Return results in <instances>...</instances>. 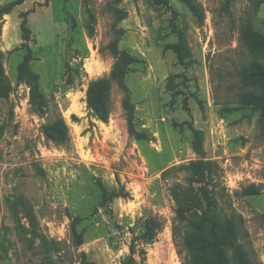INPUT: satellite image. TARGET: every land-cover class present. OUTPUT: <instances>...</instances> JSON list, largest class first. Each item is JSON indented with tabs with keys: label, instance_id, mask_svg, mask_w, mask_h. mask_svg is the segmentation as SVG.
<instances>
[{
	"label": "rangeland",
	"instance_id": "1",
	"mask_svg": "<svg viewBox=\"0 0 264 264\" xmlns=\"http://www.w3.org/2000/svg\"><path fill=\"white\" fill-rule=\"evenodd\" d=\"M112 1L20 0L0 19L11 84L0 100V264H42L16 195L30 200L40 229L60 242L55 264H80L82 252L96 264H124L132 245L134 264H184L172 230L171 188L188 182L196 161L212 162L207 186L221 214L237 219L239 241L264 264V118L239 100V71L252 58L240 26L250 22L264 34V2L230 0L226 8L224 0H196L202 24L183 0L118 4L128 11L117 22L124 30L119 48L144 59L126 76L135 128L147 134L137 138L116 81L108 120L87 108L90 82L108 76L115 61L108 48L115 37ZM173 25L184 32L188 66L168 47L179 39ZM28 52L41 105L32 102L31 85L18 79ZM60 116L69 133L55 143L43 126ZM250 185L259 193L246 194ZM148 217L162 221L152 242L143 239ZM73 226L83 234L81 245L73 242Z\"/></svg>",
	"mask_w": 264,
	"mask_h": 264
},
{
	"label": "trees",
	"instance_id": "2",
	"mask_svg": "<svg viewBox=\"0 0 264 264\" xmlns=\"http://www.w3.org/2000/svg\"><path fill=\"white\" fill-rule=\"evenodd\" d=\"M165 3V0H155ZM197 16L199 23L204 22V11L196 0H183ZM228 7L230 0H224ZM122 0H113L111 9L115 14L113 26L115 37L110 41L115 61L108 76L94 79L87 89V108L91 115L101 120H108L110 115V97L113 82L116 81L124 92L123 106L127 113L128 127L131 135L137 138H146L144 130L138 131L134 125L135 107L130 98V89L126 83V76L135 63L144 59L134 55L129 50L120 49L119 41L124 30L117 27V22L124 19L128 11L118 4ZM264 0H257L258 5ZM20 4V0H12L0 5V19L5 14H10ZM24 12L22 15H26ZM24 38L29 36L27 21L21 23ZM178 34V41L169 44V48L176 54L178 61L183 65H190L188 57L190 50L185 43L184 32L173 25ZM1 32V26H0ZM240 41L251 53L252 58L248 65H243L239 71L243 90L239 94L240 103L259 110L260 119L264 118V34L255 29L253 24L246 22L240 26ZM31 52L25 55L24 61L18 68V79L26 80L32 87L31 100L40 104L44 95L39 89V75L30 67ZM4 53L0 50V100L6 98L11 91V84L5 73L3 65ZM45 137L55 143H62L68 138L69 128L66 121L60 116L43 126ZM195 148L200 144L195 142ZM191 175L186 184L175 183L171 188L172 196L176 203L175 220L172 227L174 237L184 251V264H256L243 244L239 241V223L236 218L221 214L217 200L207 186V178H212V162L196 161L189 165ZM194 184H198L196 187ZM245 193L254 195L259 193V188L250 185L245 188ZM15 203L21 208L27 220L32 241H38L43 252L42 264H55V257L62 251L60 242L49 237L40 229V222L34 206L24 195H16ZM162 221L157 217H148L144 222L143 239L152 242ZM72 238L76 245L83 243V234L75 226L72 228ZM134 247L124 264H134ZM80 264H96L82 252Z\"/></svg>",
	"mask_w": 264,
	"mask_h": 264
}]
</instances>
